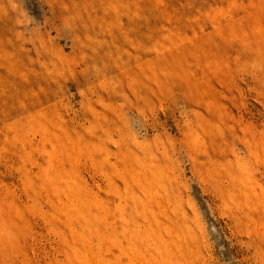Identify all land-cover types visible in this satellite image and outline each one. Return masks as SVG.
Returning a JSON list of instances; mask_svg holds the SVG:
<instances>
[{
  "label": "rangeland",
  "instance_id": "rangeland-1",
  "mask_svg": "<svg viewBox=\"0 0 264 264\" xmlns=\"http://www.w3.org/2000/svg\"><path fill=\"white\" fill-rule=\"evenodd\" d=\"M0 264H264V0H0Z\"/></svg>",
  "mask_w": 264,
  "mask_h": 264
}]
</instances>
